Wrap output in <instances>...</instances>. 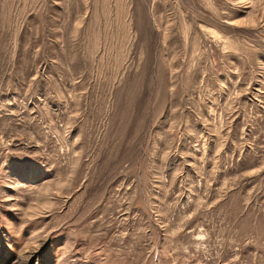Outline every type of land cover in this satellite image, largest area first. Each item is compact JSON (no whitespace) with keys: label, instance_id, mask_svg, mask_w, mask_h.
Segmentation results:
<instances>
[{"label":"rangeland","instance_id":"374dc122","mask_svg":"<svg viewBox=\"0 0 264 264\" xmlns=\"http://www.w3.org/2000/svg\"><path fill=\"white\" fill-rule=\"evenodd\" d=\"M0 264H264V0H0Z\"/></svg>","mask_w":264,"mask_h":264},{"label":"clouds","instance_id":"9594fccd","mask_svg":"<svg viewBox=\"0 0 264 264\" xmlns=\"http://www.w3.org/2000/svg\"><path fill=\"white\" fill-rule=\"evenodd\" d=\"M197 239L202 241V240L206 239V237L205 236H198Z\"/></svg>","mask_w":264,"mask_h":264}]
</instances>
